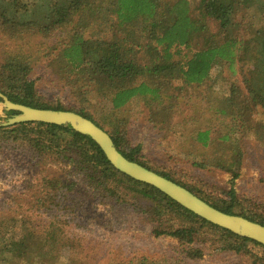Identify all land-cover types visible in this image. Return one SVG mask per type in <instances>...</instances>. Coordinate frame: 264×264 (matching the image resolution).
Returning a JSON list of instances; mask_svg holds the SVG:
<instances>
[{"label":"trees","instance_id":"16d2710c","mask_svg":"<svg viewBox=\"0 0 264 264\" xmlns=\"http://www.w3.org/2000/svg\"><path fill=\"white\" fill-rule=\"evenodd\" d=\"M196 2L193 10L191 0H0V38H56L50 47L52 54L59 50L55 57L58 74L71 85L76 103L84 104L73 112L105 130L128 160L151 171L142 160L141 145L133 146L129 140L128 104L142 98L156 108L153 122L162 118V124L173 118L181 93L204 85L215 67L227 69L234 78L235 66L249 64L252 70L244 74L242 85L233 80L228 95L217 98L220 105L214 111L231 118L224 133L217 136L214 128H198L190 137L198 150L217 146L194 165L222 169L234 181L240 177L242 138L253 134L264 142V127L251 117L257 108L264 110V28L248 35L253 18L264 13V0ZM94 24L109 29L111 37L101 38L104 29L85 36ZM33 61L22 49L7 53L0 63V92L17 104L67 110L39 95L29 78ZM90 97L107 104L100 118L85 106L91 104ZM15 114L6 112L9 117ZM13 143L28 149L39 164L67 168L64 177L42 179L45 199L38 206L49 212L63 200L75 212H85L95 201L124 206L144 216L155 238L176 241L183 255L163 262L141 257L109 264H183L203 259L207 247L247 257L249 264H264V246L198 217L155 187L118 171L90 137L69 126H0V145ZM226 144L229 153L220 154ZM154 172L186 186L170 174ZM188 190L223 212L264 226V211L238 197L234 189L227 199L218 200ZM38 206H31V212ZM31 214L19 217L10 210L0 216V264H59L63 250L77 249V239L64 234L56 217L36 220ZM70 264L84 263L71 260Z\"/></svg>","mask_w":264,"mask_h":264},{"label":"rangeland","instance_id":"374dc122","mask_svg":"<svg viewBox=\"0 0 264 264\" xmlns=\"http://www.w3.org/2000/svg\"><path fill=\"white\" fill-rule=\"evenodd\" d=\"M191 2L192 9L195 10L197 2ZM263 14L253 18L249 36L264 28ZM211 28L216 31L213 23ZM101 29H104L101 38L109 39L110 30L99 27L98 24H94L92 30L85 31V36H89L92 31L100 33ZM1 39L0 63L7 53L19 49L33 56L29 78L34 82L41 97L70 111L84 105L76 103L71 85L65 77L58 74L59 66L55 57L59 50L52 54L50 47L57 42L56 38L42 40L39 37L26 36L24 40L18 41ZM235 69L236 76L230 78L227 69L215 67L204 85L186 88L181 93V101L173 118L163 121L162 124V118H157L156 123L153 122L156 118V108L146 105L142 98H134L127 107L130 116L129 140L133 146L141 145L142 160L148 167L181 180L187 189L198 190L210 200L227 199V193L234 189L238 197L256 204L264 211L263 140H257L253 134L242 138L240 177L234 181L231 175L222 169H200L194 165V162L211 155L217 146L198 150L190 140L191 135L198 128H214L217 136L224 133L231 118L214 111V107L220 105L217 98L228 95L233 80L242 85V77L244 74H250L252 70L249 64L235 66ZM90 103L85 106L100 118L107 104L96 97H90ZM251 117L264 127L263 109L257 108ZM8 118L0 102V124ZM28 151L15 143L0 145V216L3 217L11 210L17 212L19 217L23 216L24 212L28 215L33 213L36 220L56 217L55 219L61 222L64 234L77 239V249L63 250L59 264H70L71 260L84 264H109L135 261L141 257L156 262L183 258L176 241L166 237L155 238L151 233L152 225L144 216L124 206L114 208L109 203L98 205L95 201L94 207L87 208L85 212L71 211L67 207L69 203L64 200L60 202V207H55L52 212L38 206L40 199H45V194H42V179L53 175L64 177L67 168L52 163L47 166L39 164ZM219 153H229L228 145L222 150L219 149ZM72 178L76 179L74 176ZM90 202L91 199H88V204ZM33 205L39 209L35 207L31 212L30 207ZM71 244L75 245L73 242ZM183 264H249V259L207 247L203 259L188 260Z\"/></svg>","mask_w":264,"mask_h":264},{"label":"water","instance_id":"95a60500","mask_svg":"<svg viewBox=\"0 0 264 264\" xmlns=\"http://www.w3.org/2000/svg\"><path fill=\"white\" fill-rule=\"evenodd\" d=\"M6 112H16L1 127L23 123H44L69 126L72 130L90 137L104 152L109 162L120 172L132 179L151 185L170 197L185 209L200 218L250 239L264 246V226L240 215L228 214L205 202L187 188L151 171L137 162L128 160L115 146L111 136L93 121L68 110H51L29 107L9 100L0 92Z\"/></svg>","mask_w":264,"mask_h":264}]
</instances>
